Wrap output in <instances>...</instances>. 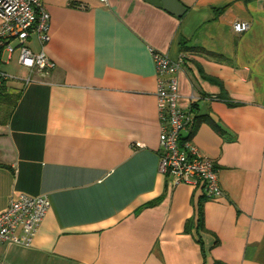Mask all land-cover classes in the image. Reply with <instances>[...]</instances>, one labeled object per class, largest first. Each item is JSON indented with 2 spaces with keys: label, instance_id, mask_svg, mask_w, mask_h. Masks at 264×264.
Wrapping results in <instances>:
<instances>
[{
  "label": "crops",
  "instance_id": "crops-1",
  "mask_svg": "<svg viewBox=\"0 0 264 264\" xmlns=\"http://www.w3.org/2000/svg\"><path fill=\"white\" fill-rule=\"evenodd\" d=\"M178 1L43 0L55 66L5 83L0 211L18 193L50 209L30 245L0 244L3 264H264V0ZM154 52L187 54L179 106L200 119L183 135L220 197L160 172ZM17 58L1 69L28 76Z\"/></svg>",
  "mask_w": 264,
  "mask_h": 264
},
{
  "label": "built area",
  "instance_id": "built-area-1",
  "mask_svg": "<svg viewBox=\"0 0 264 264\" xmlns=\"http://www.w3.org/2000/svg\"><path fill=\"white\" fill-rule=\"evenodd\" d=\"M106 2L107 0H101ZM0 59L6 51L8 59L17 53V61L29 69V75L20 77L0 67V85L7 80H22L29 85L35 76L46 77L55 63L44 51L50 39L51 16L43 0H0ZM250 28V22L235 21L233 29L242 33ZM35 37L41 50L34 51L30 41ZM183 52L178 59L154 52L158 76V109L161 121L160 172L173 185H202L208 198L223 195L219 171L215 160L207 157L194 144L190 136H184L194 123L191 111L179 106L178 72L185 62ZM50 209L47 194L12 196L7 207L0 211V244L16 243L30 245ZM0 264L3 261L0 257Z\"/></svg>",
  "mask_w": 264,
  "mask_h": 264
},
{
  "label": "water",
  "instance_id": "water-1",
  "mask_svg": "<svg viewBox=\"0 0 264 264\" xmlns=\"http://www.w3.org/2000/svg\"><path fill=\"white\" fill-rule=\"evenodd\" d=\"M156 6H163L171 12L181 15L185 8L179 3L178 0H146Z\"/></svg>",
  "mask_w": 264,
  "mask_h": 264
},
{
  "label": "trees",
  "instance_id": "trees-1",
  "mask_svg": "<svg viewBox=\"0 0 264 264\" xmlns=\"http://www.w3.org/2000/svg\"><path fill=\"white\" fill-rule=\"evenodd\" d=\"M5 83H6V82H4L3 84L0 85V99H1V96H2V94H3V92H4V89H5ZM198 119H200V116L197 115V116L194 118V123H193L192 126H191L192 128L196 126V124H197V120H198ZM216 127L218 128L217 125H216Z\"/></svg>",
  "mask_w": 264,
  "mask_h": 264
}]
</instances>
